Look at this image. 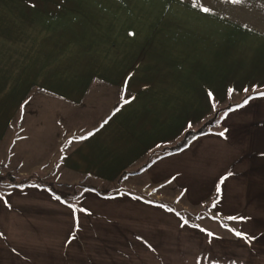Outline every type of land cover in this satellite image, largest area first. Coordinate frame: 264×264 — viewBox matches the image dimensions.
I'll use <instances>...</instances> for the list:
<instances>
[{
	"label": "crops",
	"instance_id": "1",
	"mask_svg": "<svg viewBox=\"0 0 264 264\" xmlns=\"http://www.w3.org/2000/svg\"><path fill=\"white\" fill-rule=\"evenodd\" d=\"M97 82L120 95L71 136L63 169L116 181L147 164L156 198L48 204L34 200H59L46 187L0 192V264H264V95L224 113L223 136L165 151L208 121L225 85H264V0H0V164L33 139L34 116L77 105ZM166 186L218 219H184L160 203ZM243 188L246 215L234 202Z\"/></svg>",
	"mask_w": 264,
	"mask_h": 264
},
{
	"label": "rangeland",
	"instance_id": "2",
	"mask_svg": "<svg viewBox=\"0 0 264 264\" xmlns=\"http://www.w3.org/2000/svg\"><path fill=\"white\" fill-rule=\"evenodd\" d=\"M231 86L225 85L224 93L222 94L219 91L218 99L212 98L209 101L210 116L207 118L208 120L215 115H219L222 118L224 113L240 109L249 103L248 101L251 97L264 93L263 84H244L235 86V89H231ZM88 93V96L75 106L58 103L60 106L58 111L57 109L50 111L44 118L37 115L33 117L32 129L30 130L33 131L31 134L33 139L22 147V152H18L17 156L10 157L9 160L2 164L1 174H13L17 178L18 184L10 182L0 183V192L30 187L40 189L46 187L49 190L50 186H54L58 191L69 194L71 196L69 198L76 204H120L124 203L122 201L124 195L132 196L141 201H150L156 198L154 190L146 188L148 181L141 174L142 171H145L144 166L147 164L135 166L116 181L101 180L89 175H72V173H68L66 172L67 170L63 169L61 155L63 149L72 140L71 136L75 133L83 135L84 132L90 131L99 122L103 121L110 111L111 104H115L116 99H118L120 90L113 89L110 92V88L106 84L97 82V84L91 86ZM56 111L59 113L56 114ZM57 118L61 132H56L55 129L57 126L54 122ZM41 119H45V121L41 122ZM199 127L193 126L192 129L196 130ZM221 132L220 125L212 129V133ZM163 189L172 192H168L171 196L163 197L164 201H160V203L163 205H175L179 208L178 213H180V216H185L184 219L193 221L218 219L211 212L210 206H202L198 209L186 208L184 205L186 203L185 197L179 192L177 194V189L169 186ZM101 192L103 193L101 194ZM138 194L141 196H137ZM34 200L37 203L46 202L48 204L63 202L60 199L54 201L51 195L34 197ZM234 202L240 213L246 215L249 208L247 188L237 191ZM225 221L230 220L226 219ZM234 232H240V230L235 228Z\"/></svg>",
	"mask_w": 264,
	"mask_h": 264
},
{
	"label": "trees",
	"instance_id": "3",
	"mask_svg": "<svg viewBox=\"0 0 264 264\" xmlns=\"http://www.w3.org/2000/svg\"><path fill=\"white\" fill-rule=\"evenodd\" d=\"M220 120H221V117L219 115H215L213 118L209 119L206 123H204L199 129L187 131L185 133L183 139L176 146L171 147V148H167L165 151L168 154H174V153H178V152L186 149L192 143V141L195 140L197 137L211 132V130L213 128H215L217 125H219ZM146 167L147 166H145L144 168H146ZM2 169H3V165L0 164V183L10 182L12 184H18L17 178L13 174H11V173H8L6 175L1 174ZM124 175H126V173H124L122 176H124ZM49 189L58 199L65 202L66 204H76V203H73L71 198H69V197H71V196H69V194L64 193L62 191L61 192L58 191L57 189H55L54 186H52V187L50 186ZM90 189H95V188H90ZM102 193L103 192H101V194Z\"/></svg>",
	"mask_w": 264,
	"mask_h": 264
},
{
	"label": "snow or ice",
	"instance_id": "4",
	"mask_svg": "<svg viewBox=\"0 0 264 264\" xmlns=\"http://www.w3.org/2000/svg\"><path fill=\"white\" fill-rule=\"evenodd\" d=\"M203 10H204L205 12L209 11V9H207V8H205V9H203ZM210 95H211V94H210ZM261 95H264V93H261ZM125 103H128V101L125 100ZM117 111H119V109H117ZM107 122H108L107 120L104 121L105 124H106ZM101 127H103V124L101 125ZM93 134H94V133H88L87 136L79 137V139H80V140L87 139L88 137H90V136L93 135ZM220 135L223 136L224 133H220ZM70 142H71V141H70ZM218 191H219V188H218ZM69 207H73V206H72V205H69ZM213 207H215V203L213 204ZM81 211L87 213L88 210H87V209H81ZM169 211H171V209H169ZM73 212H74V218H75V209H73ZM228 219L235 220V219H238V218H237V217H228ZM239 219L243 220V219H245V218L240 217ZM185 223H187V221H185ZM235 234H236L238 237H243V236H244V234H242V233H240V232H236ZM74 238H75V235H74V233H73V235L70 237L68 243H70L71 240L74 239Z\"/></svg>",
	"mask_w": 264,
	"mask_h": 264
}]
</instances>
